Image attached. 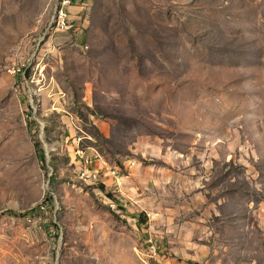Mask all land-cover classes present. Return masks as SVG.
<instances>
[{"label": "rangeland", "instance_id": "374dc122", "mask_svg": "<svg viewBox=\"0 0 264 264\" xmlns=\"http://www.w3.org/2000/svg\"><path fill=\"white\" fill-rule=\"evenodd\" d=\"M59 1L0 0V264H264V0Z\"/></svg>", "mask_w": 264, "mask_h": 264}, {"label": "built area", "instance_id": "2783aa9c", "mask_svg": "<svg viewBox=\"0 0 264 264\" xmlns=\"http://www.w3.org/2000/svg\"><path fill=\"white\" fill-rule=\"evenodd\" d=\"M72 1L73 0H60L59 4H57L54 19L56 29H64L67 27L68 10L71 7ZM76 158L77 161H81V165H87V179H95L97 180V183L100 182L101 171L104 168L103 166H98L96 164V158L85 155L81 150L76 151ZM105 171L107 176H109L115 184L119 185V181L122 179L123 175H114L113 170L106 168ZM137 254L153 257L158 261V264H162L164 257L167 255L165 249H163L162 245L157 241V238L152 232L146 233V236H144L143 248H141Z\"/></svg>", "mask_w": 264, "mask_h": 264}, {"label": "trees", "instance_id": "16d2710c", "mask_svg": "<svg viewBox=\"0 0 264 264\" xmlns=\"http://www.w3.org/2000/svg\"><path fill=\"white\" fill-rule=\"evenodd\" d=\"M40 153V152H39ZM51 164L53 165V160L51 161ZM104 184L102 182H99L96 184V187H99V189L103 190L104 189ZM108 198L112 201L115 202V200L112 198V196L108 195ZM133 218L136 219L137 223H138V226L140 225H147V219H146V216L143 212H139V213H136L134 215H132Z\"/></svg>", "mask_w": 264, "mask_h": 264}, {"label": "crops", "instance_id": "0c3cea01", "mask_svg": "<svg viewBox=\"0 0 264 264\" xmlns=\"http://www.w3.org/2000/svg\"><path fill=\"white\" fill-rule=\"evenodd\" d=\"M166 253L167 255L166 257H164L162 264H183V263H176L175 259L171 256V253H168V252Z\"/></svg>", "mask_w": 264, "mask_h": 264}, {"label": "bare ground", "instance_id": "6f19581e", "mask_svg": "<svg viewBox=\"0 0 264 264\" xmlns=\"http://www.w3.org/2000/svg\"><path fill=\"white\" fill-rule=\"evenodd\" d=\"M117 172H118V171L113 170V174H114V175H117V174H118Z\"/></svg>", "mask_w": 264, "mask_h": 264}]
</instances>
